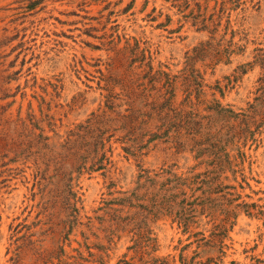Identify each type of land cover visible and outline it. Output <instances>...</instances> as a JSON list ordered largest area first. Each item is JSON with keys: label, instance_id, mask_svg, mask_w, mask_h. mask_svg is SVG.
Returning a JSON list of instances; mask_svg holds the SVG:
<instances>
[{"label": "rangeland", "instance_id": "rangeland-1", "mask_svg": "<svg viewBox=\"0 0 264 264\" xmlns=\"http://www.w3.org/2000/svg\"><path fill=\"white\" fill-rule=\"evenodd\" d=\"M0 264H264V0H0Z\"/></svg>", "mask_w": 264, "mask_h": 264}, {"label": "bare ground", "instance_id": "bare-ground-1", "mask_svg": "<svg viewBox=\"0 0 264 264\" xmlns=\"http://www.w3.org/2000/svg\"><path fill=\"white\" fill-rule=\"evenodd\" d=\"M243 248V247H242Z\"/></svg>", "mask_w": 264, "mask_h": 264}]
</instances>
